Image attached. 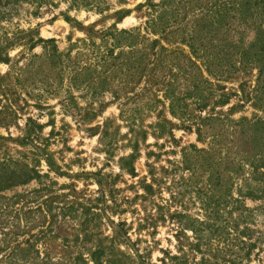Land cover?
I'll use <instances>...</instances> for the list:
<instances>
[{"label":"rangeland","instance_id":"1","mask_svg":"<svg viewBox=\"0 0 264 264\" xmlns=\"http://www.w3.org/2000/svg\"><path fill=\"white\" fill-rule=\"evenodd\" d=\"M145 1L0 0V54L10 60L0 62V264H95L94 252L99 264H264V73L249 68L220 83L232 94L223 107L190 104L172 117L168 103L158 104L128 120L134 104L111 93L72 90L38 101L45 73L22 71L51 46L31 51L32 40H53L74 59L102 45L100 36L87 39L90 28L144 33L146 10L136 7ZM121 11L129 13L116 23ZM240 22L215 38L248 43L253 33ZM208 116L220 120L199 141L196 126ZM191 145L219 155V170L239 173L217 210L205 205L202 170L185 169L200 162ZM29 169L40 177L18 184Z\"/></svg>","mask_w":264,"mask_h":264},{"label":"trees","instance_id":"2","mask_svg":"<svg viewBox=\"0 0 264 264\" xmlns=\"http://www.w3.org/2000/svg\"><path fill=\"white\" fill-rule=\"evenodd\" d=\"M96 1L99 5L103 0ZM203 1L146 0L136 7L137 11L146 10L144 33L140 29L117 30L114 24L105 31L94 32L90 28L87 39L94 43L95 35L100 36L102 45L92 44L91 51L82 50L74 59L70 58V50L59 52L53 40H32L28 48L31 51L41 43L51 46L49 50L45 48L41 55L32 54L24 69L20 70L45 73L39 82L46 96H35L38 101L60 93L71 94L72 90H81L93 98L111 93L115 99L123 97L134 104L125 118L128 120V117L141 111H151L158 104L164 107L168 103V113L172 117L187 115L190 104L199 111L209 106L223 107L232 94L227 93L220 83L235 80L237 74L249 68L257 69L259 77L264 73V0H255L254 3L250 0H220L218 6L213 4L211 8H207ZM101 12V9L98 10V13ZM128 13L118 12L115 22L121 21ZM236 20L243 21L240 24L251 29L253 36L248 43L244 44L241 39L234 41L232 36L228 41L215 38L220 33L222 36L236 33ZM177 35L180 39L173 40ZM207 36L210 38L207 39ZM102 46L104 50L100 51ZM88 52L92 53L87 55ZM0 62L8 64L10 60L0 54ZM2 79L0 77V81ZM64 80L68 87L61 92ZM215 93H218L217 98L212 100ZM243 94L250 99L244 91ZM68 97L69 102L73 100V97ZM15 104L17 99L11 96V121L16 118V113L12 111ZM158 116L161 123L173 127V123L167 121L161 112ZM219 117L201 119L195 130L199 141L203 140L202 130L209 122L220 120ZM244 121L246 119L242 118L239 122ZM260 124L264 126V121ZM189 148L200 162L190 164L187 158L189 166L185 169H191V172H196V168L202 170L201 174L205 176V205L212 210L219 208L230 198L239 173L228 172V167L225 171L219 170L222 164L219 155L213 156L211 151L197 149L193 145ZM251 157L258 158L256 154ZM238 169L242 166L239 165ZM39 177L35 170L29 169L26 179L18 184ZM91 259L99 264L98 252L91 253Z\"/></svg>","mask_w":264,"mask_h":264}]
</instances>
